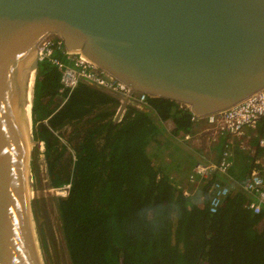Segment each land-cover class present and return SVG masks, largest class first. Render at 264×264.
<instances>
[{"label":"trees","instance_id":"16d2710c","mask_svg":"<svg viewBox=\"0 0 264 264\" xmlns=\"http://www.w3.org/2000/svg\"><path fill=\"white\" fill-rule=\"evenodd\" d=\"M53 56L62 59L61 52ZM60 76L49 61L38 62L31 134L43 143L49 187L70 185L57 199L70 264H264V213L246 210L250 199L237 186L211 215V182H188L203 151L177 139L196 134L188 110L148 98L147 107L128 105L115 122L119 100L83 83L58 105ZM263 133L258 126L252 146ZM237 154L229 172L242 184L253 158ZM38 163L34 155L33 176ZM174 173L183 174L182 183ZM41 234L46 250L43 228Z\"/></svg>","mask_w":264,"mask_h":264},{"label":"water","instance_id":"95a60500","mask_svg":"<svg viewBox=\"0 0 264 264\" xmlns=\"http://www.w3.org/2000/svg\"><path fill=\"white\" fill-rule=\"evenodd\" d=\"M51 36L197 117L264 88V0H0V264L49 263L24 142L34 54Z\"/></svg>","mask_w":264,"mask_h":264},{"label":"built area","instance_id":"2783aa9c","mask_svg":"<svg viewBox=\"0 0 264 264\" xmlns=\"http://www.w3.org/2000/svg\"><path fill=\"white\" fill-rule=\"evenodd\" d=\"M55 51L61 52L62 59L53 56ZM35 59L37 62L49 61L60 72L58 100L62 104L78 84L83 83L117 96L120 104L123 99H128L129 105L138 108L148 106V97L145 94L132 91L123 82L84 59L78 53L65 50L62 42L56 37H46L39 42ZM179 106L190 112L191 121L196 126L203 122L202 131L196 133L195 136L180 133L177 139L192 144L191 140L195 137L198 141L196 145L193 144V147L201 149L202 145V149L210 154L207 156L201 151V160L192 167L188 176V182L195 188L199 185L200 180L205 179V181L211 182L207 197L208 212L211 215L219 212L234 184L250 199L245 205V209L253 215L263 214L264 133L256 138L254 147L251 145L253 139L250 135H246V131L256 133L258 126H262L264 129V88L228 109L204 117L195 116L188 106ZM242 137H245V140ZM204 144L205 148H203ZM216 144H220L222 147L220 153L210 151V148ZM233 148L246 156L251 155L253 158L251 170L242 184H238L229 173L233 166ZM258 150L261 153L257 155ZM218 175L225 177L226 181L218 178ZM69 189L70 185H66L54 190L61 197H66ZM183 195L188 197L192 193L184 190Z\"/></svg>","mask_w":264,"mask_h":264},{"label":"rangeland","instance_id":"374dc122","mask_svg":"<svg viewBox=\"0 0 264 264\" xmlns=\"http://www.w3.org/2000/svg\"><path fill=\"white\" fill-rule=\"evenodd\" d=\"M34 78H35V74H34ZM246 135H250L254 141L255 133L246 131ZM242 139L245 140V137H242ZM197 141L198 139L193 137L191 143L196 145ZM205 146L206 145L204 144L203 148H205ZM221 150L222 147L220 144H216L215 146L210 148V151L212 152L216 151L217 153H220ZM233 150H234L233 165H234L235 154L238 153L237 156H240L239 154H242L244 156V154L239 151H236L235 148H233ZM43 152H44V147L40 143L35 144L33 149L31 150L32 159L35 155L36 160L39 161L38 173L37 176H33L34 177L33 184L38 200L39 214H41V218H42V228L44 233L43 235H44L46 251H47L46 256L49 262L48 264H70L67 252L63 244V238L61 235V228H60V220L57 211V199L60 198L61 195L57 194L54 189L49 187V182L46 175V169L43 162V157H41ZM203 152L207 156H210V154L207 153L206 151L203 150ZM236 164H239V161L236 160ZM217 177L226 181L225 177H222L220 175H218ZM233 188L236 189L237 185L233 184Z\"/></svg>","mask_w":264,"mask_h":264},{"label":"bare ground","instance_id":"6f19581e","mask_svg":"<svg viewBox=\"0 0 264 264\" xmlns=\"http://www.w3.org/2000/svg\"><path fill=\"white\" fill-rule=\"evenodd\" d=\"M34 58H35V54H34ZM33 82H34V74L32 72L28 116H27V125H26V134H25V142H24V146L28 152L30 150H32L34 147V143H33L32 138H31V98H32L31 93H32Z\"/></svg>","mask_w":264,"mask_h":264},{"label":"crops","instance_id":"0c3cea01","mask_svg":"<svg viewBox=\"0 0 264 264\" xmlns=\"http://www.w3.org/2000/svg\"><path fill=\"white\" fill-rule=\"evenodd\" d=\"M86 85V84H85ZM89 86V85H88ZM93 87V86H91ZM95 88V87H94ZM98 89V88H97ZM109 94V93H108ZM118 99V98H117ZM59 100L57 101V104H58ZM163 129L165 132H171V130L173 129V124L171 121H166L164 124H163ZM203 129V122H200L199 126H197V129H195V132L196 133H199V131H202ZM169 134V133H168ZM43 145V143H40ZM175 180H177L179 183H182V180H183V174H177V173H174L173 174ZM186 180H184V183H185Z\"/></svg>","mask_w":264,"mask_h":264}]
</instances>
